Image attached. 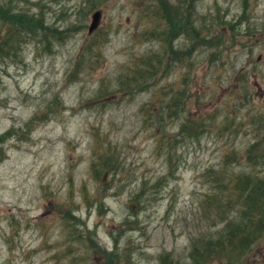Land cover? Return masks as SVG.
I'll list each match as a JSON object with an SVG mask.
<instances>
[{"label": "rangeland", "instance_id": "obj_1", "mask_svg": "<svg viewBox=\"0 0 264 264\" xmlns=\"http://www.w3.org/2000/svg\"><path fill=\"white\" fill-rule=\"evenodd\" d=\"M165 1L190 19L172 15L173 44L151 34L158 0H6L3 16L10 2L33 20L0 55V264L198 262L191 248L224 229L229 176L262 169L245 152L264 151V0Z\"/></svg>", "mask_w": 264, "mask_h": 264}, {"label": "trees", "instance_id": "obj_2", "mask_svg": "<svg viewBox=\"0 0 264 264\" xmlns=\"http://www.w3.org/2000/svg\"><path fill=\"white\" fill-rule=\"evenodd\" d=\"M158 2L162 13L160 16L163 17L161 19H164V22H166L165 30L162 33L151 31V34L154 35L153 38H158L165 44H173L179 36L183 35L178 30L180 26L178 20L172 15L183 22L190 19L182 12L184 11L182 8H179L178 11L169 10L167 8V1L158 0ZM5 4L6 0H0V18L4 28L0 31V55L10 58L19 52L21 44L24 43L28 34L31 33L32 23L30 22L33 19L25 14L16 13L10 16V2L7 3L3 16L1 12ZM190 33L195 36H201L194 28L190 29ZM208 42L215 41L214 39H210L206 44ZM216 42L219 43V41ZM220 45L221 43L213 45L210 48L217 50ZM192 47L195 50L197 45L194 44ZM172 57L173 60L185 63V58L182 59L177 53H173ZM161 62L162 59L154 58L153 66L159 64L158 69H155L156 72L157 70L159 72ZM133 78L134 80L140 78V72L133 74ZM170 94V98L163 107V112H169L168 117L175 118L179 112L180 105H184L185 107L184 103L188 100V94L186 88L184 91H171ZM163 104L162 102L161 106ZM173 111L175 112L172 113ZM191 123L196 128H203V125H198L193 120L190 122L189 118H186L181 126L183 133L184 131L188 132L187 130ZM223 125L225 129L234 127L232 123L227 124L224 122ZM6 136L8 135L5 134V136L0 137V144L9 137ZM187 136L196 137L197 133L188 132ZM245 153V161L249 166L261 165L262 169L253 171L251 174L229 176L227 179L228 183L224 186L227 196L222 206L226 216L224 229L220 231L221 233L217 234L215 240L201 244V248H197V246L191 248L200 258L198 262L192 261V264H206L209 262L217 264H243L250 257L255 260L256 264H264V248H261L262 245L264 246V151H259L257 146L253 145ZM2 161L3 157L0 158V162ZM107 257L110 264H114L118 260L111 252Z\"/></svg>", "mask_w": 264, "mask_h": 264}, {"label": "water", "instance_id": "obj_3", "mask_svg": "<svg viewBox=\"0 0 264 264\" xmlns=\"http://www.w3.org/2000/svg\"><path fill=\"white\" fill-rule=\"evenodd\" d=\"M90 19V24L87 30L88 35H91L98 28L101 20V12L95 11L94 13H92Z\"/></svg>", "mask_w": 264, "mask_h": 264}, {"label": "flooded vegetation", "instance_id": "obj_4", "mask_svg": "<svg viewBox=\"0 0 264 264\" xmlns=\"http://www.w3.org/2000/svg\"><path fill=\"white\" fill-rule=\"evenodd\" d=\"M182 5H183V4H182ZM185 6H187V5H185ZM181 8L184 9V7H181ZM190 8H194L193 5H190ZM186 9H187V8H186Z\"/></svg>", "mask_w": 264, "mask_h": 264}]
</instances>
